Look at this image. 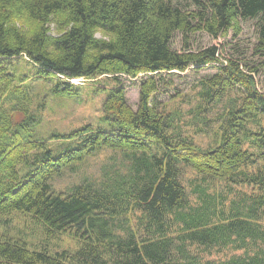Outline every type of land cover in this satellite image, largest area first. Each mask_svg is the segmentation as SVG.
<instances>
[{"label":"trees","instance_id":"16d2710c","mask_svg":"<svg viewBox=\"0 0 264 264\" xmlns=\"http://www.w3.org/2000/svg\"><path fill=\"white\" fill-rule=\"evenodd\" d=\"M195 2L189 11L169 0H0V216L24 214L43 234L72 233L80 243L49 256L0 235L1 261L264 264V96L251 75L240 60H224L200 84L196 118L232 87L243 93L229 101L208 149L183 137L178 113L159 110L156 98L163 74L221 62L217 47L191 49L197 32L237 38L241 22L258 19L255 52L264 59V0ZM176 33L184 39L179 51L171 47ZM21 55L41 80L52 76L53 96L72 97L78 88L70 79L105 76L117 85L106 91L103 125L57 132L49 140L56 146L36 140L44 102L32 113L31 89L7 66ZM139 75L133 110L120 79ZM101 148L118 151L124 167L82 179L68 194L52 190L63 168ZM229 249L241 254L203 259Z\"/></svg>","mask_w":264,"mask_h":264},{"label":"rangeland","instance_id":"374dc122","mask_svg":"<svg viewBox=\"0 0 264 264\" xmlns=\"http://www.w3.org/2000/svg\"><path fill=\"white\" fill-rule=\"evenodd\" d=\"M169 1L173 5L189 11L197 8L196 0ZM26 25V28L29 27L28 23ZM240 27L241 32L237 38H232V35L228 34L225 37L212 39L204 32L190 35L188 44L193 51L204 50L212 46L217 47L221 62L219 64L212 63L200 69L191 67L182 73L163 74L159 80L156 94L160 104L159 110L177 112V123L180 125L178 129L181 135L192 140L200 149H208L215 144L218 127L216 123L220 120L229 101L239 100L243 96L240 87H232L225 93V98L221 103L204 105L205 110L201 112L199 118L193 115L200 102L198 96L200 84L218 72L216 66L224 63V60H240V70L251 75L253 89L264 96V59L255 52L258 19L241 22ZM183 41L181 35L176 33L172 39L171 47L179 51ZM29 62L30 60L25 55H21V57L10 60L7 66H9L10 72L23 76L25 82L22 85L27 88L28 94L31 89L33 105L30 106V110L32 113H34L37 104L44 102V109L39 113L40 116L35 114L39 119V123L33 125L36 140L46 142L49 146H56L58 145L56 142L49 140L57 132L69 134L80 130L85 125H90L92 128L103 125L102 117L105 115L103 110L106 91L115 88L117 85L111 81H106L105 76L94 80L82 79L80 83L83 85L81 84L82 86L72 97L53 96L49 90L52 76H49L46 81L41 80ZM140 79L141 77L137 79L123 77L120 79L126 92L127 102L133 110H136L138 106ZM19 82H21L20 79ZM202 123L206 124L203 125ZM262 127L264 128V119L262 120ZM249 130L253 132L252 127ZM123 164L124 161L118 151L98 149L82 162L63 168L51 181L52 190L55 193L68 194L71 188L82 179L89 178L90 181H96L105 170L121 169ZM255 166L256 164L252 165L251 168L253 169ZM187 173L186 178L192 174L190 171ZM234 189H240V187L236 186ZM0 235L12 240H20L27 245L29 250L35 253L43 252L49 256L64 251L74 252L80 245L79 240L72 233L63 235L43 234L42 228L33 224L24 214L0 216ZM240 254L229 249L223 250L221 254L215 253L209 257L204 256L203 259L223 261ZM0 264L7 263L0 260Z\"/></svg>","mask_w":264,"mask_h":264},{"label":"clouds","instance_id":"9594fccd","mask_svg":"<svg viewBox=\"0 0 264 264\" xmlns=\"http://www.w3.org/2000/svg\"><path fill=\"white\" fill-rule=\"evenodd\" d=\"M12 23H15V24H17V26H19V22L15 19L12 21Z\"/></svg>","mask_w":264,"mask_h":264}]
</instances>
